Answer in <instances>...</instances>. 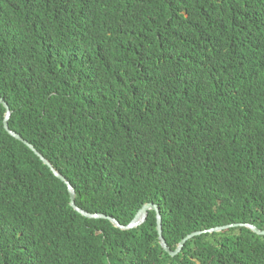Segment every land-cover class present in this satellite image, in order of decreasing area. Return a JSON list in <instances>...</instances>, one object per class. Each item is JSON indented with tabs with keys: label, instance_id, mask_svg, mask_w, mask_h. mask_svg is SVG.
<instances>
[{
	"label": "trees",
	"instance_id": "obj_1",
	"mask_svg": "<svg viewBox=\"0 0 264 264\" xmlns=\"http://www.w3.org/2000/svg\"><path fill=\"white\" fill-rule=\"evenodd\" d=\"M0 96L76 190L172 250L264 230V0H0ZM0 264H264L246 226L172 256L4 126Z\"/></svg>",
	"mask_w": 264,
	"mask_h": 264
},
{
	"label": "water",
	"instance_id": "obj_2",
	"mask_svg": "<svg viewBox=\"0 0 264 264\" xmlns=\"http://www.w3.org/2000/svg\"><path fill=\"white\" fill-rule=\"evenodd\" d=\"M0 103H2L3 106L6 108V115H5V119H4V126H5L6 130L11 135H13L15 138L21 140L29 148H31L43 160V162L45 164H47L52 169L54 174L67 184V187H68V190H69V193H70V198H71V201H70L71 205L76 210H78L82 215H84L86 217H89V218H106V219L111 220L117 227H119L121 229H132V228H136V227L142 225L144 222H146V220L148 218V215H149V211L150 210H154L156 212V217H157V230H158V234H159L160 243H161L162 247L164 248V250L167 251L172 256L177 255L182 250V248L184 247V245L187 242V240L191 239L192 237H194L196 235H200V234H203V233L219 232V231H222L224 229H228L230 227H235V226H246V227L250 228L251 230H253L257 234H260V235L264 234V230H260L256 225H254L252 223H233V224H229V225L216 226V227H212V228H209V229L192 232L189 235H187L184 239H182V241L180 242L179 246L175 250H172L170 248V246L168 245L166 239L163 236L162 214H161V211H160V208H159L158 204H156L154 202H147L138 211V213L136 214L135 218L127 225L121 224L116 218H114L112 216H107V215L102 214V213H90V212H87V211H85L84 209H82L81 207H79L76 204V190H75L73 184L65 176H63L60 172H58L53 167V165L49 162V160H47V158L43 154H41L35 148V146L32 143H30L28 140H26L21 134H19L18 132L14 131L13 129H11V127L9 125V120H10L11 115H12L11 108H10L9 104L5 101V99L2 96H0Z\"/></svg>",
	"mask_w": 264,
	"mask_h": 264
}]
</instances>
